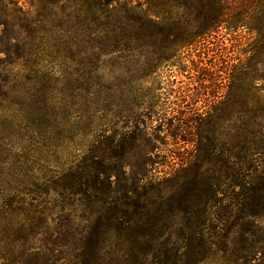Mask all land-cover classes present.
Listing matches in <instances>:
<instances>
[{
    "label": "trees",
    "instance_id": "16d2710c",
    "mask_svg": "<svg viewBox=\"0 0 264 264\" xmlns=\"http://www.w3.org/2000/svg\"><path fill=\"white\" fill-rule=\"evenodd\" d=\"M120 1L0 0V264H264V96L156 98L141 126L100 66L145 32L264 33V0ZM66 38L87 46L67 59ZM161 133L177 147L162 156Z\"/></svg>",
    "mask_w": 264,
    "mask_h": 264
},
{
    "label": "rangeland",
    "instance_id": "374dc122",
    "mask_svg": "<svg viewBox=\"0 0 264 264\" xmlns=\"http://www.w3.org/2000/svg\"><path fill=\"white\" fill-rule=\"evenodd\" d=\"M120 4L145 6L146 0H121ZM74 30L70 28L67 33L71 34ZM167 30L169 27H166ZM55 33L56 36L63 34ZM131 41L133 46L130 52L102 57L100 66L102 65L108 79L116 78L115 95L118 101L139 105L136 114L141 126L150 122L145 108L148 102H157L156 98H159V103H168V97L169 102H174L176 108L185 107L188 110L208 107L214 102L225 100L227 95L230 98L229 103L236 107L255 103L259 94L264 96V33H256L248 28L239 29L234 33L222 30L219 35L213 39L209 38L203 45L198 43V40L188 45V39L181 35L169 37L161 42V39L146 36V32L145 36H138ZM65 42L58 52L67 59L78 56L79 51L87 46L82 43L76 47L69 43L67 38ZM65 46L70 49L63 50ZM203 47L207 51L206 62L217 60L218 85L208 81L211 74L199 75L200 73L193 69ZM86 57L89 55L86 54ZM229 71L233 74V79L227 78L226 73ZM124 81H130L131 85L123 86ZM219 85L221 89H218ZM248 90L252 92L253 97H247ZM129 92L134 93V100L131 96L127 98ZM193 94H196V97L192 96ZM159 135L162 141L156 146L160 156L168 153L167 149L172 151L177 148L172 137L165 136L164 133Z\"/></svg>",
    "mask_w": 264,
    "mask_h": 264
}]
</instances>
